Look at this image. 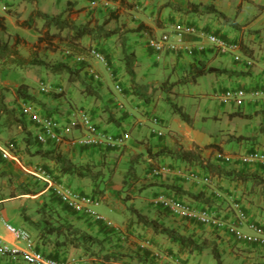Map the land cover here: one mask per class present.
<instances>
[{
  "label": "crops",
  "instance_id": "obj_1",
  "mask_svg": "<svg viewBox=\"0 0 264 264\" xmlns=\"http://www.w3.org/2000/svg\"><path fill=\"white\" fill-rule=\"evenodd\" d=\"M132 1L116 0L113 9H122L120 7L121 2L131 3ZM136 2L147 5L145 0H136ZM25 3L29 4V2ZM32 3L34 11L39 10L54 14L53 11L56 8L62 9L66 6V3L72 4L73 7H82L87 5L89 0H32ZM144 5L142 6L144 7ZM153 9L154 7L149 5L145 7L143 13L130 11L133 16L130 15L129 17H136L134 24L145 26L143 29L135 30L127 35L128 41H126L127 48L135 52V64L138 65L137 67H141V79L138 80V83L142 82L143 85L147 86L150 83H156L157 76L166 78L168 76L166 72H170L172 68L192 71L196 66L201 65L206 71L204 74L212 76L220 89V93H217L214 97L217 99V105L223 108L229 122L242 121L241 124L236 122L235 126L239 131L238 135L244 136L240 140L246 143L244 149L247 150L250 147L247 146L248 144L264 148V96L256 98L249 94L254 90L264 89V55L259 54L256 50L254 36L252 34H249V36L244 35L243 32L239 34L238 40L243 52L239 61H234L228 54H221L212 50V48H205V50L193 54L166 52L161 55L162 62H159L154 59L153 51L146 46L145 39L149 28L159 32L169 21L168 16L162 15L161 11L158 19L162 21V25L160 23L154 24L150 18H146L147 14L152 12ZM130 10H133V8ZM82 12L84 13H80V16L86 13L85 10ZM31 13L29 12L27 16L29 17ZM0 16L4 17L8 33L22 36L26 27L17 25L14 23L15 20H12V16H7L3 12H0ZM36 20L34 19V21ZM254 22L260 26L264 24V19L257 18ZM244 28L251 27L244 26ZM230 36L231 39L236 37L234 33ZM85 39L87 38L81 40ZM107 39H110V37ZM107 39L100 40L99 47L103 49L104 54L107 53V58L112 63L109 46L106 45ZM87 43L86 45L92 44L94 40H89ZM145 55L153 57V60L149 63H143L141 60ZM113 61L115 62V59ZM87 63L99 72L98 63L94 59L87 60ZM118 63L119 61L112 65L115 77L118 76V73L125 75L123 70L122 73L119 72ZM115 66L116 70L114 71ZM223 70H241L242 73L228 75ZM44 72L59 75L47 70ZM63 74L65 75L64 93L59 97H53L50 94L41 93L39 90L38 92L27 88L34 96L33 107L37 111L60 121L62 125L61 132L65 138H71L79 134L80 130L73 113L80 108L86 110L91 119L101 129L110 133L126 130L128 131V137L125 144L118 148L77 146L70 144L66 139L58 144L51 141L39 143V147L42 149H53L60 152L67 160L97 171L98 179L96 181H92L88 177L78 176L75 173H61L53 160L38 154L27 153L23 147L18 148L19 159L15 161L6 159V163L12 166L15 164L14 162H18V167L20 166L18 172L23 167L30 168L34 164H39L46 172L54 176L56 182H61L84 192H96L101 197L108 212L117 216L116 220H110L111 225H106L103 221H97L88 216L71 212L61 205H55L49 211L51 220L56 223L65 222L89 232L98 238L100 242L97 247H93L95 249L93 253L92 250L72 246L62 233L45 234L42 239H37L35 237L38 230L34 229L30 233L41 251L57 258H75L77 260L76 264H173L168 257L171 254L194 264H206L209 263L210 249L215 246L220 254V264H264V246L259 247L251 244L247 238L236 241L228 231L219 228H206L193 220L173 216L168 210L155 206L151 202L152 197L157 193L165 192L188 201L197 209H214L220 216L225 218L229 216L227 197L235 195L241 200L248 218L264 228L263 168L255 164L242 165L217 162L213 158V150L221 148V141L215 140V138L213 140L203 137L195 127L187 122L183 124L178 122L177 126L173 125V127H170L171 124H165L168 127V132L163 131L162 136L151 133V125L148 120L152 111L150 101L148 102L144 97L133 94L131 91L125 93L126 95L114 92L102 77L99 79L90 78L84 67L79 70V80L82 79V82L79 80L68 81L67 74ZM52 82L54 86L62 83L57 78L52 79ZM27 83L26 80H21L18 84L28 85ZM12 87L13 89L9 94L14 97L16 85ZM227 88L244 89L247 95L240 102L221 99L220 95ZM227 104L233 109L225 108ZM217 115L214 116L215 119L222 117L218 113ZM161 122L164 125V120L161 119ZM235 126L234 130L236 131ZM11 128L12 125H2L0 127V137H3V135L8 136ZM17 128L19 129V125H17ZM28 129L35 135L37 131L35 125L31 124ZM10 133H12L10 137L16 140L17 145H22V132L16 130ZM235 136H237L235 133H230L228 139ZM175 148L194 150L199 161L186 162L181 158L159 152L160 149L173 150ZM160 163L180 167L186 171H197L200 176H210L213 182L212 184L194 182L178 175H150L149 166ZM124 164L125 166L127 164V166H123ZM218 167L224 170H237L249 175L245 180L232 179L230 175L224 174L221 170L219 171ZM253 173L256 174L254 177L250 175ZM120 177L122 178L120 179ZM100 181L104 182V188L102 189L98 186ZM95 187H98L101 191H95ZM46 191L47 189L43 188L36 195ZM190 194L199 196L195 198ZM136 213L154 218L163 225L190 235L196 241L202 240L204 247L199 250H188L177 245L165 234L154 231L138 221ZM18 226L30 227L22 219L19 220ZM61 229L64 230V227L61 226ZM243 232L245 234L251 233L245 227ZM0 237L6 240L8 244L22 245L23 243L14 241L6 231ZM146 240L150 242L149 245L145 243ZM152 251L160 253V256L156 257ZM104 254H108V257L103 258ZM0 264L27 263L19 259H11L8 256H0Z\"/></svg>",
  "mask_w": 264,
  "mask_h": 264
},
{
  "label": "rangeland",
  "instance_id": "obj_2",
  "mask_svg": "<svg viewBox=\"0 0 264 264\" xmlns=\"http://www.w3.org/2000/svg\"><path fill=\"white\" fill-rule=\"evenodd\" d=\"M0 0L1 4L6 5L5 10H1L0 12L5 13L7 16H12V20L14 19V23L18 25L19 20H26L28 18V13L34 11L32 0ZM90 1V0H89ZM147 5L145 6L142 2H136L133 0L131 3H123L121 2L120 7L122 9H96L91 7L90 3L82 7H73L72 4L66 3V6L62 9L56 8L53 13L63 12L67 17L78 23L89 22L91 24L100 23L103 21H107L108 27H114L117 29L116 34L110 37V39L106 40V45L109 46V54H111L112 63L107 58V53H105L107 62L112 69L113 63L119 61V72L125 73L123 68V63L121 61V47L122 43L126 44L128 41L127 35L133 33L139 24H134L136 17H132L130 11L142 12L145 7L152 5L154 7L153 11L147 14L146 18H150L154 24L160 23L162 25V21L158 19L160 11L162 15L168 16L169 23H173L177 20L192 23L198 28L204 31H217L227 39H231L230 34H235V39H239V34L242 32L244 35L252 34L255 39V47L259 54L264 55V24L258 25V23L254 22L255 19H264V0H145ZM25 2H29L25 3ZM166 2H172L180 5L181 7H185L189 2L194 3H202L204 5L211 4L214 6L216 11L220 12L222 15L210 12L197 14L193 12H180L169 5H165ZM144 5V7L142 6ZM133 10H130L132 9ZM85 10V14L80 16V13H84L82 11ZM115 12V15L111 13V11ZM132 15L131 17H129ZM225 15L229 19H224L222 16ZM145 17V16H144ZM25 18V19H24ZM131 18V19H129ZM149 19V20H150ZM129 20V21H128ZM231 21V22H230ZM41 25V21L37 19L33 21V25L31 27L24 28L22 36L19 35L20 41L16 44L15 48L19 52V54L24 58H30L33 56L43 58L49 61L55 60H64L67 59L65 57L64 50L66 46L58 43L56 38L51 39V43L56 44L57 49H52L47 47L46 43L39 42V28ZM168 25V24H167ZM250 25V26H248ZM258 25V26H257ZM20 26V25H19ZM132 26V27H130ZM251 27L244 28L243 27ZM145 27V26H144ZM149 28V27H148ZM209 31V32H210ZM8 32V31H7ZM155 33L154 29L149 28L148 34ZM223 33V34H222ZM10 43L14 40L12 34L10 33ZM5 37V36H4ZM89 40H80L79 45L81 48H77L78 50L75 53H80L85 56L86 60H90L91 58L86 54V47ZM85 44V45H84ZM243 53V52H241ZM114 54V55H113ZM115 59V62L113 61ZM9 58L1 59L0 58V91H3L7 100V106L13 107L16 114L21 115L22 103L26 102L21 99L11 97L10 91L13 89V85L17 86L18 83L23 80L28 82L26 85L30 90H37V83L39 81H44L48 86L49 90L43 93H47L52 95L53 97H59L64 93V77L63 73L59 75L45 73L46 70L43 66L40 65H30L26 68L16 67L14 65H10L8 62ZM153 60V57H148L147 55L141 60L143 63H149ZM159 62H162V58H158ZM68 62L74 63L72 59H68ZM98 63V70L101 77L106 81V84L113 90L114 84L119 83L122 88L124 87L126 92L122 90L120 95H126L125 93L133 92V94L144 97L148 102H151L152 111L158 116V118L164 120V125L160 122L156 128L160 129L162 132H168V127L165 124H171L177 126L178 122L189 123L192 127H195L203 137L211 138L214 140H220L221 142V150L224 152H232L244 150V146L246 143L244 141H240L241 139H237L238 137H233L232 139H228V135L231 133H235L238 135L239 131H237V127L235 126L236 121L229 122V118L227 119L223 108L220 105H217V99L214 97L217 93L219 94L220 89L212 76L208 74L201 75H192L193 73H189L186 69L183 70H175L171 69L170 72H166L168 75L166 78L164 76H157L156 83H150V85H143L141 82L138 83V80L141 79V67H137L138 65H134V78L133 85L131 84L130 77L125 73V75L118 73V76L111 77L108 69L101 62ZM75 64V63H74ZM4 66V68H1ZM6 66V67H5ZM140 66V65H139ZM7 68V70H6ZM116 70V66L114 67V71ZM121 70V71H120ZM139 70V71H138ZM191 72V71H190ZM114 74V72H113ZM160 75V74H159ZM199 77V78H198ZM57 78L60 82V85H53L52 79ZM6 88V89H2ZM39 92V91H38ZM42 93V92H41ZM119 94V93H118ZM34 105L33 101H31ZM29 102V103H31ZM28 103V102H27ZM173 104H176L181 107V110L186 114L187 119L181 118L178 113L173 111ZM31 105V104H29ZM225 108L233 109L229 104L226 105ZM235 109V108H234ZM222 115L221 118L215 119L214 116ZM225 115V116H224ZM218 116V115H217ZM2 117L0 116V122L2 121ZM25 122L27 128L32 124L25 118L21 117ZM234 123V124H233ZM149 124L152 126L151 122ZM1 125V123H0ZM228 125V126H227ZM238 125V124H237ZM2 126V125H1ZM0 126V127H1ZM224 129L227 128V129ZM234 126L236 131L234 130ZM11 127V126H9ZM244 128V127H243ZM242 128V130H243ZM16 130L21 131V128H17V125H12L10 132H15ZM9 132V135H3L0 137L1 142L9 141L16 147V152H18V148L21 149L22 145L18 146L16 140L12 139V136ZM22 132V131H21ZM243 133V132H242ZM22 137V136H21ZM2 138V139H1ZM18 142V141H17ZM23 142V141H22ZM247 146H252V144H248ZM11 161H15L13 159H8ZM5 161H7L5 159ZM13 166L11 164L4 163L0 165V169L4 170L7 175L4 177L0 176V199L2 200V209L0 212V235L5 234V229L3 226V220L8 221L9 223L18 226L19 220L22 219V215L27 214L29 217L32 216L35 218L37 216L38 208L41 206L40 204L44 202V198L51 194L48 190L45 193L36 195L41 189L45 187L44 181L34 177L30 174H23L19 170L18 162H14ZM15 165V166H14ZM125 166V164L123 165ZM127 166V164H126ZM125 166V167H126ZM137 171V170H136ZM22 173V175L20 174ZM20 174V175H19ZM119 180L117 176H115ZM122 177H120L121 179ZM27 179V181H25ZM127 179V178H126ZM104 181V180H103ZM98 182V186L102 189L104 188V182ZM120 181V180H119ZM121 182V181H120ZM22 185L29 186L32 190L29 194H21ZM73 186H75L73 184ZM124 192V191H123ZM94 193V192H93ZM97 212L105 216L109 220H116L117 216L115 214L109 213L108 209L105 208L104 203L101 201L98 206L94 208ZM43 212V209L41 210ZM39 210V212H41ZM41 212V213H42ZM36 214V215H35ZM24 221V220H23ZM26 228V227H25ZM27 230L30 232L33 230L31 227H27ZM238 252V251H237ZM236 252V253H237ZM209 263L206 264H217L216 260L210 254V258L208 259ZM189 263L194 264L189 261ZM196 264V263H195Z\"/></svg>",
  "mask_w": 264,
  "mask_h": 264
},
{
  "label": "built area",
  "instance_id": "obj_3",
  "mask_svg": "<svg viewBox=\"0 0 264 264\" xmlns=\"http://www.w3.org/2000/svg\"><path fill=\"white\" fill-rule=\"evenodd\" d=\"M90 5L96 9L108 10L113 6L112 0H90ZM1 9L5 10L6 6L2 5ZM146 46L150 48L155 54L156 58L165 52L186 53L193 54L195 52H201L206 46L216 50L219 53H229L234 60H240L241 54L239 52V44L234 41H227L214 33L204 31L195 25L183 22L175 21L170 24L165 30L159 34L148 35L145 40ZM66 55H72V58L76 62L84 60V56L81 54H72V51L66 49ZM87 55L94 58L96 61L107 65L105 56L101 51L91 46L87 49ZM87 74L98 79L99 74L91 67L86 68ZM41 91H48L49 88L44 82H40L38 85ZM114 89L118 92L121 91L119 83L114 84ZM256 98L264 96L263 90H254L249 93ZM247 93L240 88H228L225 89L220 95L221 99L232 100L240 102L244 99ZM21 113L26 116L38 129L36 133L37 140L45 142L47 140L55 143L62 142L64 137L61 132V124L52 117L42 115L36 111L29 103L24 102L21 104ZM76 118V122L79 127V134L70 139V143L78 146H95L99 148L103 147H118L124 145L128 132L122 131L119 133H109L100 129L90 118L89 114L83 109H79L73 113ZM153 126L150 127L152 133L161 135L162 132L155 126L159 124V120L155 115H151L149 118ZM0 154L3 158L17 160V154L14 151L13 144L11 142H0ZM216 159L223 162H248L257 163L264 167V151L255 149L249 152L238 151L235 153H225L216 151L214 153ZM23 169L43 180L47 188H52L54 193L60 198V200L68 206L72 211L91 217L94 220L103 221L107 225H111V221L102 214L98 213L94 208L100 203L98 197L90 194L75 190L69 186L61 183H55L52 177L45 172V170L38 165H34L30 168ZM150 174L152 176L160 175H178L186 177L194 182L212 183L209 176H200L197 171L184 170L180 167H175L169 164H157L150 168ZM151 202L155 206L167 208L173 216H179L189 220H195L196 222L212 226L215 228H227L234 234L236 239L247 238L251 243L258 246H264V229L253 223L248 222L245 212L241 209L240 202L233 196L229 197V207L232 211L233 217L231 221H226L220 216H217L215 212L210 210H198L188 202L177 198L174 195L160 192L156 194ZM1 211V200H0ZM242 224L252 231L250 234L243 233L240 228ZM3 226L5 231L12 237L14 241L23 242L22 245L8 244L6 240L0 237V256H8L11 259H19L27 264H76L75 259H60L51 257L41 250L37 249L34 240L30 232L22 227H17L6 220H3ZM145 243H148L146 241ZM158 253L155 252V255ZM173 264H190L187 261L182 260L178 256H168Z\"/></svg>",
  "mask_w": 264,
  "mask_h": 264
},
{
  "label": "trees",
  "instance_id": "obj_4",
  "mask_svg": "<svg viewBox=\"0 0 264 264\" xmlns=\"http://www.w3.org/2000/svg\"><path fill=\"white\" fill-rule=\"evenodd\" d=\"M116 1V0H112ZM174 7L176 10L180 12H193L197 14H203V13H216L219 15H222L220 12L216 11L213 5L207 4L204 5L202 3H194L189 2L185 7H181L180 5L172 2H166L165 5L169 4ZM113 9V8H111ZM110 10V9H109ZM111 13L115 15V12L112 10ZM224 19H229L227 16H222ZM34 19H39L41 21V25L39 28V36L38 41L46 43L47 47L54 49H57V45L54 43H51V39L56 38L58 40V43L63 44L71 51L78 50L77 48H81L79 45V42L82 38H87L89 40H94V43L89 44L91 46H94L99 51H103L102 48L99 47L100 40L107 39L114 34H116L117 29L114 27H108L107 21H103L100 23L91 24L89 22L85 23H78L70 20L67 15H65L63 12H59L56 14H48L43 11L35 10L33 11L30 16L21 22L18 23V25L22 27H31L33 25ZM231 22V21H230ZM144 25L139 24L135 30L143 29ZM208 30L207 32H209ZM211 33H214L215 35L227 40V38H224L219 32L217 31H210ZM11 34L7 32L6 25L4 23V17L0 16V58L6 59L9 58V64L26 68L30 65H40L43 66L47 71L51 73H65L67 74V80L68 81H78L79 80V70L84 67L85 63L82 62H74L73 64L68 62V59H70L69 55L65 56L67 59L64 60H55V61H49L45 60L40 57H30V58H24L22 57L17 49L15 48L16 44L20 41V37L18 34H12L14 37L13 41L10 43V36ZM5 36V37H4ZM228 41V40H227ZM232 41H234L232 39ZM242 49V47L240 46ZM121 61L123 63V68L125 73L130 77L131 84L133 83L134 78V65L136 60V55L134 50L127 48L125 43H122L121 47ZM2 63V62H0ZM6 67V66H5ZM1 68H4V66H1ZM228 75H238L242 73L241 70H223ZM189 73H193L192 75H201L204 74L206 71L205 69L200 65L196 66L194 70ZM79 81H83L82 79ZM1 89V88H0ZM3 90L6 88H2ZM124 92L127 90L122 88ZM131 91V90H130ZM14 97L26 100V101H34V96L27 90V86L25 84H19L14 88ZM174 108L173 111L178 113L180 117L183 119H187L186 114L181 110V107L173 104ZM0 116L2 117V121L0 122L1 125H19L22 131V141H23V149L26 150L27 153L30 154H38L40 156L49 158L53 160L61 173H75L78 176L81 177H88L92 181H96L98 179L97 171L92 170L90 167L84 166L82 164H75L69 160H67L60 152H56L53 149H42L39 147L38 140L36 139L35 135L27 128L25 122L21 118L19 114H16L13 107L7 106L6 97L3 91H0ZM235 137H238L237 139H243L244 136L237 135ZM256 147V146H255ZM16 151V147H13ZM107 148H116V147H107ZM217 149V148H216ZM248 151L254 150V145L250 146ZM246 150V151H247ZM159 152H162L165 155H171L173 157H178L183 159L186 162L190 161H196L198 159V156L196 152L192 149H183V148H175L173 150H163L160 149ZM6 163L5 158H3L0 154V165H3ZM248 164V163H242V165ZM259 165V164H256ZM260 166V165H259ZM150 167V166H149ZM152 167V166H151ZM150 167V168H151ZM219 171H223L224 174L230 175V178L232 179H240L245 180L249 174H246L244 172H240L237 170H224L223 168L218 167ZM23 173V172H22ZM22 173H20L22 175ZM4 170L0 169V176L4 177V175H7ZM19 174V175H20ZM24 174V173H23ZM253 177L256 174H250ZM53 179L54 176L52 175ZM56 180V179H55ZM27 181V179L25 180ZM57 181V180H56ZM97 185V183H95ZM95 185V186H96ZM22 192L21 194H29L32 190L29 186H23L22 185ZM51 194H48L46 198H44V202H42L38 208V212L35 218L32 216H28L27 214L22 215L23 220L34 230L37 229L38 233L36 234L37 239H42L45 234H51V233H62L69 244H71L74 247L82 248L85 250H92L94 253L95 247L99 244V239L90 234L89 232H86L80 228L73 227L71 224H66L65 222L56 223L53 220L49 218L50 212L52 208L55 205H61L63 208L72 211L68 206H66L60 198L52 191ZM95 191H101V189H98V187H95ZM93 193V192H91ZM96 193V192H94ZM195 198H198L199 195L190 194ZM43 209V212L41 211ZM39 210L42 212H39ZM36 215V214H35ZM137 220L144 223L148 227H150L154 231H158L160 233L165 234L172 242L176 243L177 245H180L184 248H187L188 250H199L202 247H204V242L196 241L193 237L187 234H183L176 229L172 227H168L166 225L161 224L154 218L147 217L145 214L136 213ZM186 219V218H184ZM61 226L64 227V230L61 229ZM35 240V239H34ZM36 243V240H35ZM36 248L37 244L35 245ZM94 247V248H93ZM39 249V248H38ZM211 255L216 260L217 264L221 263L220 260V254L218 249L215 246L211 247ZM47 254V253H46ZM51 256L50 254H47ZM172 256H175L171 254ZM54 257V256H51ZM104 257H108V254H104ZM180 258V257H179ZM186 260V259H182Z\"/></svg>",
  "mask_w": 264,
  "mask_h": 264
},
{
  "label": "clouds",
  "instance_id": "obj_5",
  "mask_svg": "<svg viewBox=\"0 0 264 264\" xmlns=\"http://www.w3.org/2000/svg\"><path fill=\"white\" fill-rule=\"evenodd\" d=\"M114 2L115 1H113V4H114ZM89 3H90V1H89ZM2 5H5V4H1V6ZM1 6H0V8H1ZM6 6V5H5ZM111 8H113V6L111 7ZM110 8V9H111ZM1 10H3V9H1ZM109 10V9H108ZM170 24H172V23H168V25H165L164 26V28L161 30V31H159V32H155V33H153V34H159L160 32H162L163 30H165ZM192 24V23H191ZM194 25V24H193ZM197 27V26H196ZM148 35H152V34H147V36ZM146 40V39H145ZM228 41H232V39H227ZM234 40V42H237L238 44H239V52H240V54H241V57H242V54L243 53H241L242 52V49L240 48V46H241V44H240V42H239V40H236L235 38L233 39ZM146 44V43H145ZM89 47H91V45H87V47H86V49H88ZM205 48H210L209 46H206ZM205 48H204V50H205ZM66 49H68V48H66ZM65 49V50H66ZM64 50V51H65ZM212 50H214V49H212ZM214 51H216V50H214ZM102 52V51H101ZM217 52V51H216ZM65 53V52H64ZM103 53V55L105 56V54H104V52H102ZM166 53V52H165ZM196 53V52H195ZM72 54H77V53H75V51H72ZM78 54H80V53H78ZM86 54H87V50H86ZM162 54H164V53H162ZM162 54H160L159 55V58H160V56L162 55ZM174 54V53H173ZM178 54V53H177ZM221 54H223V53H221ZM225 54H228V55H230L231 56V54H229V53H225ZM82 55V54H81ZM153 55H154V59L155 60H158V58H156L155 57V54L153 53ZM65 56H68V55H66L65 54ZM84 56V55H83ZM88 56V55H87ZM69 57L72 59V61L73 62H76V61H74L73 60V58H72V55H69ZM90 57V56H89ZM232 57V56H231ZM90 58H92V57H90ZM105 58H106V56H105ZM92 59H94V58H92ZM233 59V58H232ZM241 59V58H240ZM95 60V59H94ZM234 60V59H233ZM96 61V60H95ZM106 61H107V59H106ZM234 61H239V60H234ZM82 62V61H81ZM83 62L85 63V65H84V68H85V71H86V68L88 67V66H91L89 63H87V60L85 59V56H84V60H83ZM98 62V61H97ZM92 67V66H91ZM105 67L108 69V71H109V74L111 75V77H115L114 76V74H113V70L111 69V67L109 66V64H108V62H107V65H105ZM93 68V67H92ZM98 74H99V78L101 77V75H100V73L95 69V68H93ZM86 74H87V72H86ZM89 76V75H88ZM90 77V76H89ZM90 78H92V77H90ZM98 78V79H99ZM92 79H94V78H92ZM40 82H44V81H39L38 83H37V86L39 85V83ZM45 83V82H44ZM117 83V82H116ZM120 85V84H119ZM121 86V85H120ZM121 88H122V86H121ZM228 89V88H227ZM241 89V88H240ZM38 90L40 91V92H46V91H41L40 89H39V87H38ZM244 90V89H243ZM263 90V89H262ZM117 91V90H116ZM120 92H122V89H121V91ZM120 92H116V93H119L120 94ZM258 98H261V97H258ZM23 101H26V100H23ZM26 102H31V101H26ZM29 104H31V106L33 107V104H32V102L31 103H29ZM34 108V107H33ZM35 109V108H34ZM80 109H82V108H80ZM36 110V109H35ZM77 110H79V109H77ZM76 110V111H77ZM84 110V109H83ZM37 111V110H36ZM85 112H87L86 110H84ZM39 112V111H38ZM40 113V112H39ZM88 113V112H87ZM40 114H42V113H40ZM89 114V113H88ZM155 115L157 118H158V116L155 114V112L154 111H151V113H150V115H149V118H150V116L151 115ZM21 115H22V117L23 118H25L26 120H28L29 122H31L26 116H24L22 113H21ZM42 115H44V114H42ZM47 116V115H46ZM90 116V115H89ZM50 117V116H49ZM91 118V117H90ZM149 118H148V120H149ZM53 119H55V118H53ZM55 120H57V119H55ZM158 120H159V123L161 122L160 121V119L158 118ZM58 121V120H57ZM93 121V120H92ZM150 121V120H149ZM60 124H61V122L60 121H58ZM94 122V121H93ZM32 123V122H31ZM95 123V122H94ZM33 124V123H32ZM96 124V123H95ZM34 125V124H33ZM97 125V124H96ZM98 126V125H97ZM152 126H153V124H152ZM157 126V125H156ZM99 127V126H98ZM151 127V126H150ZM61 128H62V125H61ZM100 128V127H99ZM101 129V128H100ZM158 129V128H157ZM103 130V129H102ZM158 130H160V129H158ZM37 131H38V129H37ZM37 131H36V133H37ZM105 131V130H104ZM124 131H126V130H124ZM161 131V130H160ZM107 132V131H106ZM120 132H122V131H120ZM128 132V131H127ZM151 132V131H150ZM162 132V131H161ZM36 133H35V137H36ZM110 133V132H109ZM116 133H119V132H116ZM152 133V132H151ZM63 134V133H62ZM154 134H156V133H154ZM157 135V134H156ZM163 135V132H162V134L161 135H158V136H162ZM63 137H64V139H63V141L66 139L69 143H70V139L72 138H65V136L63 135ZM74 137V136H73ZM37 139V138H36ZM47 141H50V140H47ZM47 141H45V142H47ZM62 141V142H63ZM1 142V141H0ZM6 142H9V141H6ZM38 142H41V141H39L38 140ZM51 142H53V141H51ZM62 142H57L56 144H58V143H62ZM2 143H5V142H2ZM42 143H44V142H42ZM53 143H55V142H53ZM71 144V143H70ZM125 144V143H124ZM78 146V145H77ZM123 146V145H122ZM14 147V146H13ZM92 147H95V146H92ZM118 147H121V146H118ZM118 147H116V148H118ZM99 148V147H98ZM102 148V147H101ZM103 148H107V147H103ZM255 149H259V150H263L264 151V148H262V147H254V150ZM14 151H15V149H14ZM216 151H221V152H224V151H222L221 149H215V150H213V158L217 161V162H219V163H224V164H242V163H248V162H240V161H234V162H223V161H221V160H219V159H216L215 158V156H214V153L216 152ZM239 151H244V152H249L248 150L246 151L245 149L244 150H239ZM235 152H238V151H232V152H225V153H235ZM16 154H17V159H19V156H18V152H16ZM7 159V158H6ZM11 159V158H10ZM160 164H165V163H160ZM248 164H257V163H248ZM34 165H38V166H41V165H39V164H34ZM33 165V166H34ZM155 165H157V164H155ZM170 165V164H169ZM151 166H154V165H151ZM150 166V167H151ZM259 166V165H258ZM32 167V166H31ZM42 167V166H41ZM150 167H149V173H150ZM259 167H261V168H263L264 169V167H262L261 165L259 166ZM43 168V167H42ZM44 169V168H43ZM22 170H23V172L24 173H26V174H30V173H28V172H26L23 168H22ZM45 170V169H44ZM45 172H46V170H45ZM46 173H48V172H46ZM51 177H52V175L50 174V173H48ZM30 175H32V174H30ZM151 175V174H150ZM32 176H34V175H32ZM206 176H208V175H206ZM34 177H36V176H34ZM210 177V176H209ZM211 178V177H210ZM39 179V178H38ZM52 179H53V177H52ZM211 180H212V178H211ZM53 181L55 182V183H61V182H56L54 179H53ZM213 182V181H212ZM44 184H45V182H44ZM61 184H63V183H61ZM208 184V183H207ZM209 184H212V183H209ZM63 185H66V184H63ZM66 186H69V185H66ZM69 187H71V186H69ZM44 188H46L47 190H52V188H47L46 187V184H45V187ZM72 188V187H71ZM73 189H75V188H73ZM75 190H78V189H75ZM53 191V190H52ZM79 191H81V190H79ZM54 192V191H53ZM81 192H84V191H81ZM84 193H87V194H90V195H92V196H95V197H98L99 198V200H100V202L102 201L101 200V197L98 195V194H96V193H91V192H84ZM165 193V192H164ZM158 194V193H157ZM171 195H173V194H171ZM175 196V195H174ZM230 196H233V197H235L239 202H240V204H241V209L245 212V210L243 209V207H242V203H241V200L238 198V197H236L235 195H229L228 197H227V209H228V217H222V216H220L218 213H217V211L216 210H214V209H208V208H204V209H206V210H210V211H213V212H215V214L217 215V216H220L221 218H223L224 220H226V221H231V218L233 217V214H232V211L230 210V207H229V197ZM154 197V196H153ZM152 197V198H153ZM177 197V196H176ZM177 198H179V197H177ZM179 199H181V198H179ZM1 200V199H0ZM182 200H184V199H182ZM184 201H186V200H184ZM186 202H188V201H186ZM189 203V202H188ZM100 204V203H99ZM98 204V205H99ZM190 204V203H189ZM97 205V206H98ZM192 205V204H191ZM193 206V205H192ZM194 207V206H193ZM162 208V207H161ZM1 209H2V200H1ZM164 209H166V210H168L167 208H164ZM197 209V208H196ZM198 210H203V209H198ZM169 211V210H168ZM1 212V211H0ZM76 213V212H75ZM99 213V212H98ZM170 213V212H169ZM79 214V213H78ZM245 214H246V218H247V221L248 222H253V223H255V224H257L254 220H252V219H250V218H248V216H247V213L245 212ZM91 218V217H90ZM106 218V217H105ZM189 220V219H188ZM97 221H100V220H97ZM193 221H195V220H193ZM196 222V221H195ZM197 224H199V225H201V226H205L206 228L207 227H211V228H215V227H212V226H206V225H202V224H200V223H198V222H196ZM107 225V224H106ZM258 225V224H257ZM260 226V225H259ZM17 227H21V226H17ZM247 228L248 230H250L247 226H246V224H242V226H241V228H240V230L243 232V228ZM262 227V226H261ZM23 228V227H22ZM263 228V227H262ZM24 229H26V228H24ZM216 229H218V228H216ZM219 229H222V230H225V231H228L231 235H232V238L234 239V240H236V241H242V240H244V239H242V240H240V239H236V237L234 236V234L232 233V232H230L227 228H219ZM264 229V228H263ZM27 230V229H26ZM29 231V230H28ZM30 232V231H29ZM250 232L252 233V231L250 230ZM244 233V232H243ZM31 234V233H30ZM248 234H250V233H248ZM31 236H32V234H31ZM32 238H33V236H32ZM33 240H34V238H33ZM147 241V240H146ZM145 241V242H146ZM34 243H35V240H34ZM251 243V242H250ZM146 244H150V242L148 241V243H146ZM251 244H254V243H251ZM35 245H36V243H35ZM254 245H256V244H254ZM256 246H258V245H256ZM259 247H263V246H259ZM38 249V248H37ZM40 250V249H39ZM43 252V251H42ZM155 252L156 251H152V253H153V255H155ZM44 253V252H43ZM158 253V252H157ZM46 254V253H45ZM156 257H158V256H160V253H158L157 255H155ZM55 258H57V257H55ZM60 259H65V258H60ZM67 259H72V258H67ZM73 259H75V258H73ZM75 261H76V263H77V260L75 259ZM185 261H187V260H185ZM188 262V261H187ZM189 263V262H188ZM191 264V263H190Z\"/></svg>",
  "mask_w": 264,
  "mask_h": 264
}]
</instances>
